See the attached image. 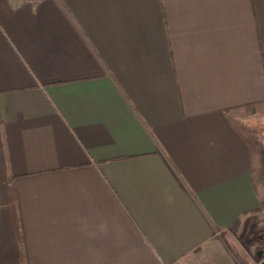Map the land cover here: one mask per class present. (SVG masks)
Here are the masks:
<instances>
[{"label":"crops","instance_id":"0c3cea01","mask_svg":"<svg viewBox=\"0 0 264 264\" xmlns=\"http://www.w3.org/2000/svg\"><path fill=\"white\" fill-rule=\"evenodd\" d=\"M263 104L264 0H0V264H238Z\"/></svg>","mask_w":264,"mask_h":264},{"label":"rangeland","instance_id":"374dc122","mask_svg":"<svg viewBox=\"0 0 264 264\" xmlns=\"http://www.w3.org/2000/svg\"><path fill=\"white\" fill-rule=\"evenodd\" d=\"M235 121L244 126H249L256 131L264 147V113L236 114ZM237 234L234 236L233 253L238 264H260L258 255L260 250L264 252V207L261 211L250 215ZM264 257V254H263ZM260 261V262H259Z\"/></svg>","mask_w":264,"mask_h":264},{"label":"trees","instance_id":"16d2710c","mask_svg":"<svg viewBox=\"0 0 264 264\" xmlns=\"http://www.w3.org/2000/svg\"><path fill=\"white\" fill-rule=\"evenodd\" d=\"M249 114L264 113L263 105H250L244 108ZM236 127L241 131L244 138L248 141L252 151V176L256 189L261 195L262 203L264 205V147L258 134L249 126H244L235 122Z\"/></svg>","mask_w":264,"mask_h":264},{"label":"water","instance_id":"95a60500","mask_svg":"<svg viewBox=\"0 0 264 264\" xmlns=\"http://www.w3.org/2000/svg\"><path fill=\"white\" fill-rule=\"evenodd\" d=\"M263 254H264L263 250H260V251L258 252V255L260 256V258L263 257ZM260 264H264V260H262V261L260 262Z\"/></svg>","mask_w":264,"mask_h":264},{"label":"flooded vegetation","instance_id":"af4514ba","mask_svg":"<svg viewBox=\"0 0 264 264\" xmlns=\"http://www.w3.org/2000/svg\"><path fill=\"white\" fill-rule=\"evenodd\" d=\"M264 260V257H262L261 261Z\"/></svg>","mask_w":264,"mask_h":264}]
</instances>
